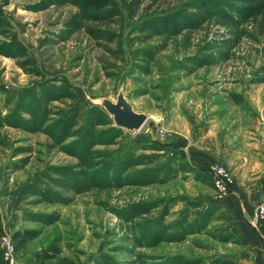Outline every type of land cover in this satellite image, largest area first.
<instances>
[{
  "label": "rangeland",
  "instance_id": "374dc122",
  "mask_svg": "<svg viewBox=\"0 0 264 264\" xmlns=\"http://www.w3.org/2000/svg\"><path fill=\"white\" fill-rule=\"evenodd\" d=\"M216 164L264 222V0H0V236L33 232L3 264L234 261Z\"/></svg>",
  "mask_w": 264,
  "mask_h": 264
},
{
  "label": "crops",
  "instance_id": "0c3cea01",
  "mask_svg": "<svg viewBox=\"0 0 264 264\" xmlns=\"http://www.w3.org/2000/svg\"><path fill=\"white\" fill-rule=\"evenodd\" d=\"M254 202L253 186L244 181H236L222 200L225 225L240 245L230 253L243 264L252 257L255 264H264V222L255 217Z\"/></svg>",
  "mask_w": 264,
  "mask_h": 264
},
{
  "label": "built area",
  "instance_id": "2783aa9c",
  "mask_svg": "<svg viewBox=\"0 0 264 264\" xmlns=\"http://www.w3.org/2000/svg\"><path fill=\"white\" fill-rule=\"evenodd\" d=\"M209 177L214 191V197L223 199L231 191L233 185L231 174L223 164H216L210 169ZM256 215L264 218V201H260L256 206ZM0 249L5 259L8 260L12 257L15 252V247L10 236H0Z\"/></svg>",
  "mask_w": 264,
  "mask_h": 264
},
{
  "label": "water",
  "instance_id": "95a60500",
  "mask_svg": "<svg viewBox=\"0 0 264 264\" xmlns=\"http://www.w3.org/2000/svg\"><path fill=\"white\" fill-rule=\"evenodd\" d=\"M97 105L103 107L112 115L116 126L127 130H139L147 119L146 114L133 110L131 104L126 100L121 91L117 93L115 101L101 97L97 100Z\"/></svg>",
  "mask_w": 264,
  "mask_h": 264
},
{
  "label": "trees",
  "instance_id": "16d2710c",
  "mask_svg": "<svg viewBox=\"0 0 264 264\" xmlns=\"http://www.w3.org/2000/svg\"><path fill=\"white\" fill-rule=\"evenodd\" d=\"M33 236V232L30 230H24V231H15L12 234V237L16 239V243H14V247H21L23 243L31 238ZM60 253V250L57 246H50L48 249L41 251L40 253L36 254L35 261L31 264H47L48 261H51L52 259H55L57 255ZM193 264H202L199 260L193 259L189 261ZM0 264H3V254L0 249ZM54 264H71V262L65 258H61L57 260ZM207 264H240L239 262H235L232 260H226V259H220L216 258L211 261H209Z\"/></svg>",
  "mask_w": 264,
  "mask_h": 264
}]
</instances>
